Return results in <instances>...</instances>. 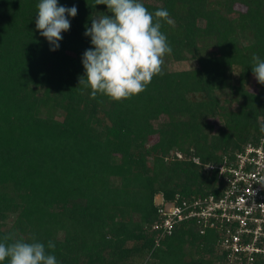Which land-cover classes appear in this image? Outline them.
I'll return each mask as SVG.
<instances>
[{
    "label": "trees",
    "instance_id": "trees-1",
    "mask_svg": "<svg viewBox=\"0 0 264 264\" xmlns=\"http://www.w3.org/2000/svg\"><path fill=\"white\" fill-rule=\"evenodd\" d=\"M141 2L168 10L172 53L144 91L115 101L79 86L93 47L85 24L106 5L58 0L78 14L51 51L39 0H0V240H51L57 264H229L215 229L184 221L161 236L157 196L219 194L206 166L264 136V91L249 87L253 55L264 59V0ZM189 59L197 65L171 67Z\"/></svg>",
    "mask_w": 264,
    "mask_h": 264
},
{
    "label": "clouds",
    "instance_id": "clouds-1",
    "mask_svg": "<svg viewBox=\"0 0 264 264\" xmlns=\"http://www.w3.org/2000/svg\"><path fill=\"white\" fill-rule=\"evenodd\" d=\"M95 5H106L107 13L92 15L91 26L85 24L84 35L91 38L93 47L82 55L85 71L79 86L82 90L90 87L93 99L98 93L115 101L139 94L162 72L165 55L172 53L161 21L173 25L174 20L164 8L149 12L141 0H95ZM36 7V29L50 50L56 51L62 32L70 30L68 17H76L78 7L59 5L58 0H39ZM251 68L257 82L264 85V59L253 55ZM259 128L264 133V120L259 121ZM55 247L51 240L47 246L35 237L28 243L9 233L0 240V262L7 258L8 264H57L55 255L47 251Z\"/></svg>",
    "mask_w": 264,
    "mask_h": 264
},
{
    "label": "built area",
    "instance_id": "built-area-1",
    "mask_svg": "<svg viewBox=\"0 0 264 264\" xmlns=\"http://www.w3.org/2000/svg\"><path fill=\"white\" fill-rule=\"evenodd\" d=\"M206 167L219 172V194L183 201L160 195L162 219L156 227L161 236L171 235L180 222L193 220L201 233H220L219 247L229 264H257L258 257H264V136L248 143L234 159Z\"/></svg>",
    "mask_w": 264,
    "mask_h": 264
},
{
    "label": "rangeland",
    "instance_id": "rangeland-1",
    "mask_svg": "<svg viewBox=\"0 0 264 264\" xmlns=\"http://www.w3.org/2000/svg\"><path fill=\"white\" fill-rule=\"evenodd\" d=\"M196 65H197V63L195 61H192L189 59V60H185V61L180 62V63L174 62V63H172L171 67H173L175 69H184V68H190V67H193ZM249 87L255 91H261V90L264 91V85L259 84L257 82V80L255 79L254 75L250 76ZM159 197H160V195L157 196V201H158Z\"/></svg>",
    "mask_w": 264,
    "mask_h": 264
}]
</instances>
